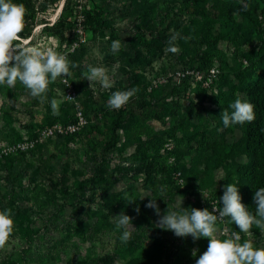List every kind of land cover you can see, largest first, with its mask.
<instances>
[{
	"label": "rangeland",
	"instance_id": "rangeland-1",
	"mask_svg": "<svg viewBox=\"0 0 264 264\" xmlns=\"http://www.w3.org/2000/svg\"><path fill=\"white\" fill-rule=\"evenodd\" d=\"M12 2L25 8V26L14 45L66 55L70 75L50 82L41 97L19 80L0 85V211L10 209L14 221L0 264H68L66 255L48 253L49 238L27 246L29 228L44 227L51 212L65 214L56 219L61 229L72 216H84L76 225L81 229L99 225L112 231L100 236L83 264H196L209 239L178 237L158 227L159 216L146 205L156 200L160 215L167 209L212 211L223 207L220 198L229 183L244 196L251 164L244 147L247 122L225 127L222 113L231 114L237 98L248 101L251 84L264 70V0ZM116 40L121 48L114 54ZM170 46L179 51L172 53ZM91 67L105 69L112 87L88 81ZM211 68L219 73L206 89L196 74ZM132 89L135 95L124 106L109 107L114 92ZM118 117L125 119L118 145L104 154ZM60 179H67L71 193H58V207L45 210L44 188L57 191ZM121 212L134 227L127 243L117 227ZM216 228L217 239L237 232L239 243L264 249V228L240 232L229 217L218 218Z\"/></svg>",
	"mask_w": 264,
	"mask_h": 264
},
{
	"label": "clouds",
	"instance_id": "clouds-1",
	"mask_svg": "<svg viewBox=\"0 0 264 264\" xmlns=\"http://www.w3.org/2000/svg\"><path fill=\"white\" fill-rule=\"evenodd\" d=\"M24 16L25 8L22 4H15L12 0H0V85L7 83L11 87L19 80L30 90L33 97H41L47 91L50 82H54L57 77L70 75L69 61L66 55L52 49L40 50L37 47L14 45L13 42L19 40V33L24 29ZM120 48L119 40L112 42L111 50L114 54ZM169 51L176 53L179 49L170 46ZM86 79L90 82L99 79L104 88L112 87L105 69L100 67H91ZM135 92V89L114 92L109 99V107L120 109L135 95ZM51 107L54 114H59L56 100L51 101ZM231 108L233 109L231 114L227 111L222 113L225 127L255 119L254 105L248 101L237 98ZM225 188L220 198L223 207H213L212 211L207 208L203 210L191 208V212L185 208L181 211L167 209L164 215H160L156 200L152 199L146 207L154 209L159 216L158 227L170 230L178 237L191 236L194 240L201 237L209 239L207 250L199 256L196 264H264V249H254L249 241L239 243L241 240L239 233L233 232L232 238L224 240L215 238L218 218L222 220L229 217L240 232L244 233H248L253 224L264 228V188H260L254 194L253 199L257 206L255 215L241 203L242 198L237 186L229 183ZM135 211L139 212V209ZM10 213V209L0 211V249L5 247L13 233L14 221ZM116 220L117 227L124 229L121 241L127 243L131 238L130 228H134L132 217L121 212L116 215ZM195 255L196 252L193 251V256Z\"/></svg>",
	"mask_w": 264,
	"mask_h": 264
},
{
	"label": "trees",
	"instance_id": "trees-1",
	"mask_svg": "<svg viewBox=\"0 0 264 264\" xmlns=\"http://www.w3.org/2000/svg\"><path fill=\"white\" fill-rule=\"evenodd\" d=\"M65 7L66 6H64L63 11H65ZM93 18H95L94 15H91L90 19ZM247 96L248 102L254 105L255 119L251 122H247L244 130V147L248 157L251 159V164L246 170L247 189L241 199V203L246 206L247 210L250 213L255 215L257 206L254 203L253 197L257 190H259L260 188H264V70L259 74L257 80L251 84ZM73 119V117H68L65 120L72 121ZM124 121L125 119L122 117L116 118L112 127V131L109 135L108 143L103 144L104 154L110 153L112 149H114L118 145V133ZM61 133L62 136L69 135V132L67 131H63ZM149 165L153 170L157 168L154 164ZM12 173H15V171H12ZM66 180L67 179H65L64 182H67ZM60 182L62 183L60 185L58 184L57 191L55 190V188H53V191H48L44 188V193L42 196L43 199H40V202L45 207V210L50 208V205H55V207H58V204L54 203V201H56L58 193L70 195L71 189L65 186V183L62 179L59 180V183ZM55 186H57V184ZM76 191H79V189ZM62 217L64 218L65 214H57L51 212L49 215L47 214L44 217V219L46 218L44 221V227L37 228L34 231L29 228L27 241L28 248H33V245L37 240L41 241L43 239L46 240V238H49V254L54 253L56 254L55 256L66 255V257L68 258V264H83L90 258L93 253H95V244L97 243L100 236H109L112 233V231L108 227L99 225H88L84 229L76 226L77 224L85 222L83 219L84 216H77L76 218H73L72 216L69 221L66 220V222H68L70 226L61 229L56 219H60ZM93 219L94 217H92V220ZM262 229L263 228L257 227L255 224H253L250 232H252V234H255ZM85 244L89 245L87 252L84 248ZM25 254L29 256V251ZM87 254L89 255V257H87ZM102 260L105 261V258H102ZM161 263V260L148 259L139 262L138 264Z\"/></svg>",
	"mask_w": 264,
	"mask_h": 264
},
{
	"label": "built area",
	"instance_id": "built-area-1",
	"mask_svg": "<svg viewBox=\"0 0 264 264\" xmlns=\"http://www.w3.org/2000/svg\"><path fill=\"white\" fill-rule=\"evenodd\" d=\"M219 73L217 68H211L205 73H197L196 78L197 80L204 85L206 89L211 88L214 84V80L217 77V74ZM71 127V126H70ZM69 129V128H68ZM71 129V128H70ZM60 132H63V130L59 129ZM76 131V128H74V132Z\"/></svg>",
	"mask_w": 264,
	"mask_h": 264
}]
</instances>
